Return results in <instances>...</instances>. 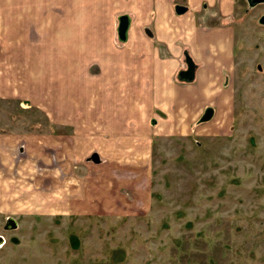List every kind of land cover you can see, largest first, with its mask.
I'll return each instance as SVG.
<instances>
[{
    "label": "rangeland",
    "instance_id": "rangeland-1",
    "mask_svg": "<svg viewBox=\"0 0 264 264\" xmlns=\"http://www.w3.org/2000/svg\"><path fill=\"white\" fill-rule=\"evenodd\" d=\"M261 16L264 5L235 0L230 135L153 141L144 171L117 174L133 182L121 192L132 200L123 214L46 205L64 187L98 182L101 165L87 160L97 151L88 138L78 149L70 144L71 158L62 140L72 127L24 100L0 99V264H264ZM9 217L17 228L5 231Z\"/></svg>",
    "mask_w": 264,
    "mask_h": 264
},
{
    "label": "crops",
    "instance_id": "crops-1",
    "mask_svg": "<svg viewBox=\"0 0 264 264\" xmlns=\"http://www.w3.org/2000/svg\"><path fill=\"white\" fill-rule=\"evenodd\" d=\"M234 2L184 0L179 15L175 0H0V99L24 100L72 127L62 140L71 158H78L71 145L91 139L92 163L103 172L98 182L64 187L46 205L80 215L126 213L132 200L121 192L133 182L117 174H139L153 141L230 135ZM120 16L129 18L124 42ZM185 54L195 65L189 83L176 77Z\"/></svg>",
    "mask_w": 264,
    "mask_h": 264
},
{
    "label": "water",
    "instance_id": "water-1",
    "mask_svg": "<svg viewBox=\"0 0 264 264\" xmlns=\"http://www.w3.org/2000/svg\"><path fill=\"white\" fill-rule=\"evenodd\" d=\"M249 7H254L257 4H264V0H246ZM185 8L181 6L176 7L177 13H181ZM258 23L264 25V16H261L258 20ZM129 27V18L127 16H120L118 18V27H117V37L120 42H124L127 38V30ZM185 64L186 69L181 70L177 73V80L183 83H189L194 78V64L189 56L185 55ZM209 118V115L205 112L203 119ZM18 153L20 158L25 157V152L23 145H20L18 148ZM93 162H97V157L92 159ZM17 224L13 218H7L5 221L4 229L5 230H14L16 229ZM3 243V238L0 236V245Z\"/></svg>",
    "mask_w": 264,
    "mask_h": 264
},
{
    "label": "flooded vegetation",
    "instance_id": "flooded-vegetation-1",
    "mask_svg": "<svg viewBox=\"0 0 264 264\" xmlns=\"http://www.w3.org/2000/svg\"><path fill=\"white\" fill-rule=\"evenodd\" d=\"M184 0H175V12L177 13V11H176V7L177 6H181V7H183V8H185V10L183 11V12H181V13H177V14H179V15H181V14H183L184 12H186V10H187V8L183 5V2ZM247 2V1H246ZM248 5V4H247ZM257 5H259V4H257ZM257 5H255V6H257ZM262 5H264V4H262ZM254 6V7H255ZM249 7V6H248ZM249 8H253V7H249ZM259 20V19H258ZM261 25V24H260ZM185 55H187V54H185ZM188 56V55H187ZM191 59V58H190ZM193 62V61H192ZM194 64V63H193ZM186 69V64H185V68L184 69H182V70H185ZM194 69H195V65H194ZM181 71V70H180ZM179 72V71H178ZM194 79V78H193ZM178 81V80H177ZM206 112V111H205ZM205 115V114H204ZM204 117V116H203ZM96 158L97 157V160H98V155L95 153V152H92L90 155H89V157H88V161H91V162H93L92 161V159L93 158ZM6 221V220H5ZM17 224V223H16ZM4 225H5V222H4ZM4 225L2 226V228H3V230H5L4 229ZM17 228V227H16ZM15 230V229H14ZM5 231H11V230H5ZM1 236V235H0ZM2 238H3V243L1 244V245H3L4 243H5V239H4V237L3 236H1ZM0 245V246H1Z\"/></svg>",
    "mask_w": 264,
    "mask_h": 264
}]
</instances>
